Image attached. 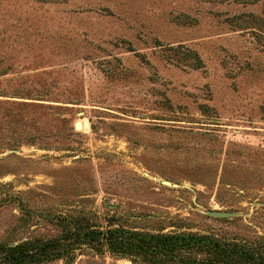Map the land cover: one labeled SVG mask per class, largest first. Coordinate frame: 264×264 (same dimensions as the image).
I'll list each match as a JSON object with an SVG mask.
<instances>
[{"label":"rangeland","instance_id":"obj_1","mask_svg":"<svg viewBox=\"0 0 264 264\" xmlns=\"http://www.w3.org/2000/svg\"><path fill=\"white\" fill-rule=\"evenodd\" d=\"M112 213L264 237V0H0V242Z\"/></svg>","mask_w":264,"mask_h":264},{"label":"trees","instance_id":"obj_2","mask_svg":"<svg viewBox=\"0 0 264 264\" xmlns=\"http://www.w3.org/2000/svg\"><path fill=\"white\" fill-rule=\"evenodd\" d=\"M162 55L194 69L203 67L198 54L181 45L165 47ZM89 216L92 217L58 214L54 219L59 233L53 237L0 242V264L54 260L70 264L83 251L107 253L141 264H264L263 236L247 239L213 231H192L193 224L180 218L166 222L175 229L164 231L161 226L154 229L135 226L126 214L112 213L92 220Z\"/></svg>","mask_w":264,"mask_h":264},{"label":"water","instance_id":"obj_3","mask_svg":"<svg viewBox=\"0 0 264 264\" xmlns=\"http://www.w3.org/2000/svg\"><path fill=\"white\" fill-rule=\"evenodd\" d=\"M75 126L77 129H80L79 122H76ZM161 183L164 185H168V186L172 185L168 181H161ZM203 212L210 217L221 218V219L230 218L236 215V213H232V212H224V211H217V210H210V209L204 210Z\"/></svg>","mask_w":264,"mask_h":264}]
</instances>
